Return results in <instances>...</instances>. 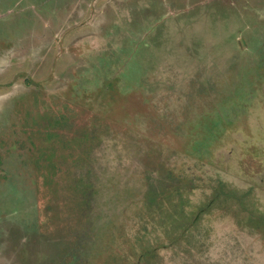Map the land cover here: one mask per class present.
<instances>
[{
  "label": "rangeland",
  "instance_id": "rangeland-1",
  "mask_svg": "<svg viewBox=\"0 0 264 264\" xmlns=\"http://www.w3.org/2000/svg\"><path fill=\"white\" fill-rule=\"evenodd\" d=\"M0 264H264V0H0Z\"/></svg>",
  "mask_w": 264,
  "mask_h": 264
}]
</instances>
